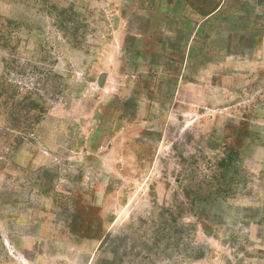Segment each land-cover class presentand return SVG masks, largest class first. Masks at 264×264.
I'll return each instance as SVG.
<instances>
[{"label": "rangeland", "instance_id": "374dc122", "mask_svg": "<svg viewBox=\"0 0 264 264\" xmlns=\"http://www.w3.org/2000/svg\"><path fill=\"white\" fill-rule=\"evenodd\" d=\"M0 264H264V0H0Z\"/></svg>", "mask_w": 264, "mask_h": 264}, {"label": "crops", "instance_id": "0c3cea01", "mask_svg": "<svg viewBox=\"0 0 264 264\" xmlns=\"http://www.w3.org/2000/svg\"><path fill=\"white\" fill-rule=\"evenodd\" d=\"M223 5H224V2L222 1L217 7H215L216 9H214L211 13H209L208 15L203 17L202 21H204L206 23H209L210 21H216L215 19H218L217 15L220 12V10L222 9ZM183 24H186V23H183Z\"/></svg>", "mask_w": 264, "mask_h": 264}]
</instances>
